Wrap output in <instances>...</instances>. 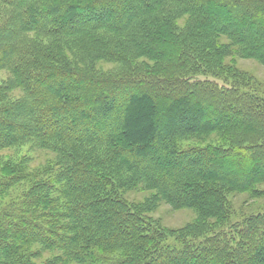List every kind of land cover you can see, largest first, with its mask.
I'll return each mask as SVG.
<instances>
[{"label":"trees","instance_id":"1","mask_svg":"<svg viewBox=\"0 0 264 264\" xmlns=\"http://www.w3.org/2000/svg\"><path fill=\"white\" fill-rule=\"evenodd\" d=\"M238 57L264 66V0H0V264H264Z\"/></svg>","mask_w":264,"mask_h":264},{"label":"rangeland","instance_id":"2","mask_svg":"<svg viewBox=\"0 0 264 264\" xmlns=\"http://www.w3.org/2000/svg\"><path fill=\"white\" fill-rule=\"evenodd\" d=\"M237 67L241 72L247 74L251 82H256L259 86L256 89L264 92V66L255 60L243 59L238 57ZM253 87V86H252ZM254 88V87H253ZM207 118V117H206ZM208 119V118H207ZM230 167V166H229ZM228 167V168H229ZM231 169V167L229 168ZM264 191V184L260 186ZM148 194L131 193L129 197L135 200H143ZM237 209L246 215L264 212V196L258 201L250 200L247 196H238L235 199ZM240 213V212H239ZM154 216L160 221L161 225L171 230H178L192 223L195 214L190 210L174 211L169 205L162 204L155 212Z\"/></svg>","mask_w":264,"mask_h":264}]
</instances>
